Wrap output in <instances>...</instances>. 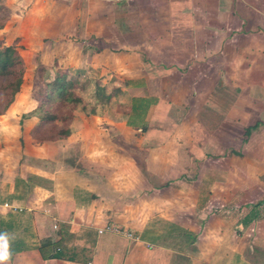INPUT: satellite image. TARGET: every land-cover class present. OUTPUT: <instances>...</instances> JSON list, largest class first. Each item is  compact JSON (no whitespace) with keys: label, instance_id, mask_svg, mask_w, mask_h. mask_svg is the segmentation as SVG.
<instances>
[{"label":"crops","instance_id":"crops-1","mask_svg":"<svg viewBox=\"0 0 264 264\" xmlns=\"http://www.w3.org/2000/svg\"><path fill=\"white\" fill-rule=\"evenodd\" d=\"M99 1L108 11L97 22L99 35L120 46L108 52V67L90 61L88 69L113 79L127 95V111L118 130L115 115L102 117L108 128L88 130L90 119L78 114L67 138L44 142L69 143L54 154L49 146H21L26 133L17 102L0 115L5 264H264V201L243 202L244 188L261 181L242 176L255 162L264 167V158L234 180L186 175L191 159L209 154L216 139L224 141L222 161L251 149L264 154V0ZM57 18L51 22L62 21V13ZM77 52L72 59L81 69L89 55ZM168 75L174 85L159 77ZM183 101L190 110L182 127L146 129L152 120L161 123L168 107L180 117ZM230 201L235 205L226 206ZM107 224L134 239L98 234Z\"/></svg>","mask_w":264,"mask_h":264},{"label":"rangeland","instance_id":"rangeland-1","mask_svg":"<svg viewBox=\"0 0 264 264\" xmlns=\"http://www.w3.org/2000/svg\"><path fill=\"white\" fill-rule=\"evenodd\" d=\"M3 1L4 6L7 4V7H10L11 5L13 10L9 12L7 11V13H5V11L0 12V18H3V26L5 25L3 30L0 32V40L5 44L4 46L1 45V48L13 46L16 49L23 65L22 85L15 98V102L17 103L15 104L14 102L15 105L13 104L14 106L19 105V107H14V109L17 112L19 123L20 120H23V126L19 124V126H21V131L26 133L24 145L22 142L21 146H32L40 151H44L45 148L49 146L51 147L50 152L52 154L57 152L60 147L67 148L69 143L58 144L54 142L51 145H45L44 142L47 143L49 141H56L51 140V138L54 137V134L61 128L69 129L70 123L78 114L85 115L91 120H88L85 123V127H87L88 130H92V127L95 125L99 126L101 130L104 129V127L105 129L108 128L109 126H107L106 123L104 124L105 126L103 125L104 119H102V117L112 118V115H115L116 118L113 119L116 120L113 121L117 122L116 128L118 130V128L121 127L120 123L122 124L121 121H123V115L127 111V105L125 106V98L127 95L124 91H121L116 86H114L113 79L109 78L108 74L103 73V71L95 72L92 71L91 68L88 69L90 61H96L97 63L94 64L96 66L104 65L108 67V57L113 56V54H108V52L112 51V48H118L120 46L118 41H115V39H110L109 36H106V30L104 32V35L106 36L104 41L102 39L101 31L99 35L97 22L102 15L101 13H105V15H107L108 12L104 9L106 6L104 5L105 2H101L99 0ZM91 2H94V5H96L98 9L96 8L94 11V8L90 4ZM99 3L101 4L99 5ZM7 7L2 8L7 10ZM61 13L62 21L57 23L51 22V16H56L58 17L57 20H59ZM106 17L107 16H105V18ZM120 26L124 27V25ZM81 27L82 30L80 29ZM80 48H82L83 54L88 51L87 55H89V60L86 65H82L81 69H77L79 59L76 58V60H74L72 58L76 57L75 54ZM92 54L93 58H91ZM76 61H78V63H76ZM59 73H66L69 77L78 79V86L76 87L79 90L78 94L81 97V102L71 112L64 110L61 113L58 110L57 113L59 114H63V112H70L69 116H72V120L68 123V125L60 121H55L54 123L49 122L44 125H40L41 114L36 110L38 109L39 104L44 102V92L47 82L52 81L55 78V75ZM151 76L155 77L156 75L151 74ZM159 77L161 79L166 78L168 80L167 84L174 85L176 82V80L169 75ZM96 84L102 88L107 95H113L110 101L105 102L101 99V92L96 89ZM177 100L178 99L174 100V104H178ZM182 103V107L176 110V112H180V117H177L178 114L174 115L173 113H170V111L173 110L168 107L167 110L169 111L163 112L166 114H160L163 121H159L161 123H158L152 120L151 123H148L147 125L145 124L146 127L149 126L146 129H149L150 131L163 130L170 132L174 129L176 124L178 125L179 122L180 126L182 127L183 122L181 121L185 117L183 113H187L189 109V107L184 106L187 104V101H183ZM55 105L56 104H53L52 107L50 105H46L42 109L43 113H55L57 111ZM140 105V102L136 104V106ZM92 108L95 109L96 113L91 114ZM23 116L24 118L22 119ZM93 116L100 118L99 121L96 122L95 119H93ZM138 118L139 116L135 114V126L138 125L136 123ZM191 123L189 124L191 128L192 126L193 128L197 126L196 124L194 126L193 122ZM14 125H17V123L14 122ZM152 126L155 127L156 130L150 128ZM129 130L130 129L128 128V133ZM140 132L141 134L145 133L141 130ZM27 133L29 135H27ZM133 135H135V133H133ZM204 141L205 140H203V143ZM231 141L229 145H231ZM71 144L75 143L71 142ZM211 145V148L209 147L205 150L209 152V154L204 156L202 155L203 160L200 158L201 160L199 161L198 159L192 161L191 159V162L195 163V166L194 168L186 171L187 178H193L195 180L202 178H216L218 180H223V178H226L234 180L235 174L239 175L242 167L245 168V166L248 164H254L255 160H263L264 158V154H253L251 149L246 152L242 151V153H239L240 155L236 156L235 158L229 154L231 159H224V161H222L220 159L222 154L219 151V148L223 150L224 141L222 139H216V146L213 145V142ZM184 150L188 151L189 148H181V152ZM190 152L188 154L191 156ZM181 155L183 156V153H181ZM205 156L206 159H204ZM51 157L55 158L54 155H51ZM197 163H199V165ZM255 164L256 166L254 171L250 170L245 172L244 175L242 174V176L243 178H252L255 176V178L261 181V185H257V188H244L243 197L248 198L243 201L245 205L253 203V200L257 202L264 201V167L262 163L257 164L255 162ZM226 167L229 169L225 171L224 168ZM233 186L234 185H229V187L234 189ZM202 188L206 189L204 187H201V189ZM213 189L216 191V193L220 192V195L225 190H227L229 194V190L225 189L224 187H217ZM218 200H220V198ZM242 200L243 199H241V201ZM234 203L235 202L231 203L230 201L226 206H233L235 205ZM197 207H199V203L197 204ZM252 207H254V205H252ZM231 211H233V209H231ZM243 212L245 211L243 210Z\"/></svg>","mask_w":264,"mask_h":264},{"label":"trees","instance_id":"trees-1","mask_svg":"<svg viewBox=\"0 0 264 264\" xmlns=\"http://www.w3.org/2000/svg\"><path fill=\"white\" fill-rule=\"evenodd\" d=\"M6 12L0 6V12ZM1 14V13H0ZM3 18H0V29L3 26ZM23 78V65L16 49L11 46L8 48H1L0 44V115L5 114V112L14 104L15 98L20 91ZM80 79V78H79ZM78 79L74 77H69L66 73H59L55 75V78L47 82L46 89L44 92V102L39 104V107L36 111L41 114L40 125L55 121L63 122L68 125L72 120V116H69V113L81 102V97L79 96L78 88ZM96 89L101 92V99L105 102L110 101L112 98L111 95H107L102 88L97 84L95 85ZM80 89V88H79ZM55 105V113H43L42 109L46 105L52 107ZM58 110L70 111L63 112V114L57 113ZM65 113V114H64ZM96 113L95 109H91V114ZM24 116L22 117V119ZM20 120V125H22ZM70 135L68 128H61L55 134L51 140H60L65 139Z\"/></svg>","mask_w":264,"mask_h":264},{"label":"built area","instance_id":"built-area-1","mask_svg":"<svg viewBox=\"0 0 264 264\" xmlns=\"http://www.w3.org/2000/svg\"><path fill=\"white\" fill-rule=\"evenodd\" d=\"M98 234H103L104 232H110L117 235H121L125 238H131L134 239V236L131 232H127L122 230L119 226L113 225V224H107L101 228L97 229Z\"/></svg>","mask_w":264,"mask_h":264},{"label":"clouds","instance_id":"clouds-1","mask_svg":"<svg viewBox=\"0 0 264 264\" xmlns=\"http://www.w3.org/2000/svg\"><path fill=\"white\" fill-rule=\"evenodd\" d=\"M2 239V237H0ZM9 259L8 254L0 253V264H5V262Z\"/></svg>","mask_w":264,"mask_h":264}]
</instances>
